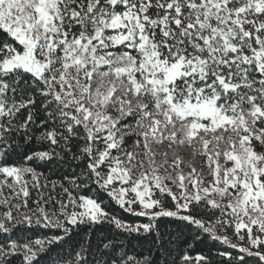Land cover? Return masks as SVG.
<instances>
[{"label": "snow or ice", "instance_id": "snow-or-ice-1", "mask_svg": "<svg viewBox=\"0 0 264 264\" xmlns=\"http://www.w3.org/2000/svg\"><path fill=\"white\" fill-rule=\"evenodd\" d=\"M0 264H264V0H0Z\"/></svg>", "mask_w": 264, "mask_h": 264}, {"label": "trees", "instance_id": "trees-1", "mask_svg": "<svg viewBox=\"0 0 264 264\" xmlns=\"http://www.w3.org/2000/svg\"><path fill=\"white\" fill-rule=\"evenodd\" d=\"M59 173H57L58 175ZM93 195L95 198H97L98 202H101L102 207H104L107 211L110 213H113L117 217L123 218L125 221H134V220H139L142 218H137L132 216L130 213L125 212L123 209H120L118 205H116L114 202L110 201V198L104 193L103 191H99L96 188H93L92 192L90 193ZM203 242L201 243L200 241H195L193 242L194 247H193V254L199 251H203L205 253L211 251H215L217 248H223L225 246L220 245L218 242L213 241L209 238H203ZM139 247V246H137ZM231 251V249H229ZM53 256L56 255L54 252L52 254Z\"/></svg>", "mask_w": 264, "mask_h": 264}, {"label": "rangeland", "instance_id": "rangeland-1", "mask_svg": "<svg viewBox=\"0 0 264 264\" xmlns=\"http://www.w3.org/2000/svg\"><path fill=\"white\" fill-rule=\"evenodd\" d=\"M235 242V241H234Z\"/></svg>", "mask_w": 264, "mask_h": 264}]
</instances>
